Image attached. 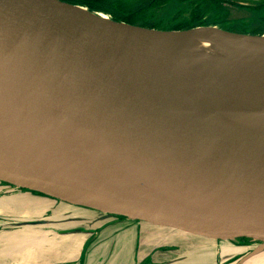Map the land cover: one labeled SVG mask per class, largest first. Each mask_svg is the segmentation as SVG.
I'll return each mask as SVG.
<instances>
[{
	"label": "water",
	"instance_id": "water-1",
	"mask_svg": "<svg viewBox=\"0 0 264 264\" xmlns=\"http://www.w3.org/2000/svg\"><path fill=\"white\" fill-rule=\"evenodd\" d=\"M201 28L249 51L192 56L173 42L191 30L60 0H0V183L102 214L98 228L71 229L92 242L124 220L261 244L222 264L259 253L264 38Z\"/></svg>",
	"mask_w": 264,
	"mask_h": 264
},
{
	"label": "rangeland",
	"instance_id": "rangeland-1",
	"mask_svg": "<svg viewBox=\"0 0 264 264\" xmlns=\"http://www.w3.org/2000/svg\"><path fill=\"white\" fill-rule=\"evenodd\" d=\"M174 4L161 10V18L170 23L162 27H170V31H190L203 22H213L232 33L264 37V0H234L233 4L222 1L214 9L211 4L202 5L204 14L199 16L201 22L185 27L181 26V20L190 19L193 6L188 3V12L176 15ZM218 7H221V11ZM179 22L182 23L178 24ZM0 185V197L7 198L0 203V264H36L30 262L27 256H33L34 253L41 256L40 253L49 252L58 258L59 262L55 264H70V257H79L73 247L69 246V242L73 241L74 246H81L80 260L87 251V256L95 254L91 251L97 239L91 243L87 234L83 235L80 230L71 232V229L75 230L80 225L98 228L97 222L103 220L102 214L65 203L58 205L56 200L46 196L2 183ZM10 194L13 195L12 199H8ZM123 221L112 220L100 235L101 240L115 243L113 254L104 257L111 258L107 261L109 264H222L231 254H248L261 245L248 239H240L234 243L215 241L168 228L136 223L134 225L139 226L138 241L134 244V234L130 244L123 246L122 239L117 237L120 232L113 235L114 229H122L116 226L129 222ZM81 230L84 231L83 228ZM67 231L71 233H66ZM169 232L172 235H167ZM175 239H179L178 242ZM3 244L7 247L4 248ZM62 244L67 246L65 250L62 249ZM54 246L61 249L54 250ZM98 254L103 255L102 251ZM41 263L42 260L39 264ZM242 264H264V249Z\"/></svg>",
	"mask_w": 264,
	"mask_h": 264
},
{
	"label": "trees",
	"instance_id": "trees-1",
	"mask_svg": "<svg viewBox=\"0 0 264 264\" xmlns=\"http://www.w3.org/2000/svg\"><path fill=\"white\" fill-rule=\"evenodd\" d=\"M72 5L85 7L95 12H101L111 17V19L124 22L130 25H138L141 27L170 30V27H162L170 24L161 16H157L160 9L166 7L173 0H60ZM186 0H179L176 4V15L183 12ZM179 9V10H178ZM172 18V16H171ZM180 18V17H179ZM181 25H189L185 22ZM179 22L178 24H181ZM180 26V25H179ZM181 26L179 28H181Z\"/></svg>",
	"mask_w": 264,
	"mask_h": 264
},
{
	"label": "bare ground",
	"instance_id": "bare-ground-1",
	"mask_svg": "<svg viewBox=\"0 0 264 264\" xmlns=\"http://www.w3.org/2000/svg\"><path fill=\"white\" fill-rule=\"evenodd\" d=\"M201 27L202 26H197L193 28L188 35H181L178 38L173 39L175 46L182 51L189 52L192 56L213 59L237 58L249 51V47L234 43L222 35L196 32V30L202 29ZM207 109L212 112L219 110L212 106H207ZM220 110L224 111V109ZM178 240L179 239H175V242H178Z\"/></svg>",
	"mask_w": 264,
	"mask_h": 264
},
{
	"label": "crops",
	"instance_id": "crops-1",
	"mask_svg": "<svg viewBox=\"0 0 264 264\" xmlns=\"http://www.w3.org/2000/svg\"><path fill=\"white\" fill-rule=\"evenodd\" d=\"M1 186V185H0ZM13 195H9L8 199H12ZM3 199H7L6 197L1 196L0 197V203ZM60 205V204H58ZM116 227H122L121 230L118 229H114L113 230V235L117 234L118 232H120L117 237H120V239H122L123 246H127L130 244L131 239H133L134 234L136 235V239L134 244H136V242L138 241V237H139V226L137 225H122V226H116ZM108 230V228L106 229ZM109 232V231H108ZM103 233V232H102ZM167 235H172V233L169 232V234ZM91 243H93L91 241ZM103 243V244H102ZM102 244V247H100L99 249H97V247L99 245ZM134 244H132V246H134ZM64 245V244H62ZM69 246L73 247V251H76V253H78L79 257L77 259V256H73L70 257L68 260L72 261L70 264H78L80 262V250H81V246H74V241L73 242H69ZM94 249H92L91 252H95L94 255L92 256H87V252L85 254V258H84V262L83 264H109L107 263L108 260H110L111 258H104V257H110L113 252H114V247H115V243L114 241H108V240H101V238L97 239V242L93 245ZM3 247L6 248L7 245L3 244ZM67 246H63L62 249H66ZM54 250H59L61 248H57V246H54L53 248ZM102 251L103 255H99L98 253ZM40 253V252H39ZM107 253H109L110 255H106ZM40 255L34 253L33 256L28 255L27 258L30 262H35L36 264H39V262L42 260L41 264H55L57 262H59L58 258H56L54 255H52L51 252L44 254V253H40ZM132 258L134 260L135 258V254L133 253V249H132ZM25 261H26V256H25ZM114 262L110 263L113 264ZM31 264V263H30Z\"/></svg>",
	"mask_w": 264,
	"mask_h": 264
},
{
	"label": "flooded vegetation",
	"instance_id": "flooded-vegetation-1",
	"mask_svg": "<svg viewBox=\"0 0 264 264\" xmlns=\"http://www.w3.org/2000/svg\"><path fill=\"white\" fill-rule=\"evenodd\" d=\"M222 1L227 2V3L229 2L230 4L231 3L232 4L234 3V0H186L187 3L184 4L183 6H186L189 3V5H192L193 8L191 10V17H190V19L187 20V21H185V22L189 23V26L190 25H193L194 22H201V19L199 18V16H201L202 14H204V11L202 10V5L205 6V4H211V5H213V9H214L215 6L218 5V4H220V3H222ZM174 2H177V5H178V0H173L170 4H168L166 7L164 6L162 9L169 8V6L172 5V4H174ZM212 2H214V3H212ZM174 6H175L174 8L177 9L175 4H174ZM162 9H160V11H159V13H158L157 16H161L162 15V12H161ZM218 9L221 11V7H218ZM93 12H95V11H93ZM184 12H188L187 6L185 8V11L179 13V15H181ZM97 13H99V12H97ZM107 17H109L111 19L110 16L107 15ZM111 20H113V19H111ZM116 22H118V21H116ZM135 26H138V25H135ZM185 26H187V25H185ZM200 26H202V27H214V28H217L219 30H223V31L230 32V31H228L226 29H222V27L219 28L218 25H217V23H213V22H203ZM138 27H141V26H138ZM142 28H146V27H142ZM147 29H152V28H147ZM153 30L170 31V30H162V29H155V28ZM230 33H232V32H230Z\"/></svg>",
	"mask_w": 264,
	"mask_h": 264
}]
</instances>
